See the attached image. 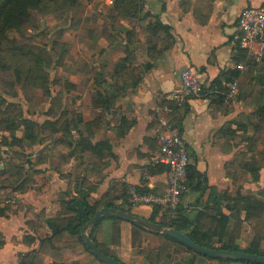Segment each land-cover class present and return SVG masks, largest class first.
Wrapping results in <instances>:
<instances>
[{"label": "crops", "instance_id": "crops-1", "mask_svg": "<svg viewBox=\"0 0 264 264\" xmlns=\"http://www.w3.org/2000/svg\"><path fill=\"white\" fill-rule=\"evenodd\" d=\"M96 2L106 6L101 5L105 8L101 30L74 34L72 70L60 69L59 85L54 80L50 95L41 94L47 107L40 117L28 115L35 112L30 111L34 93L26 99L18 89L15 97H7L21 105L26 119L42 124L69 117L74 128L52 137L39 133L35 143L28 144L32 149L25 161L12 155L17 147L0 145L4 153L0 178L16 186L15 176L4 173L10 163L23 166L20 181L27 180L22 192L2 187L0 193V206H10L0 217V264L29 263L35 258L40 264H95L86 253L92 254L67 233L46 241L52 234L49 221L70 215L67 202L79 198L81 188L88 190L90 205L111 204L148 223L150 218L163 219L165 227L160 228H171L175 213L131 207L127 202L131 188L159 193L166 185L167 168L153 160L159 150V118L180 128L189 163L204 182L202 188H188L181 196L178 207L184 216L206 230L215 225L219 211L229 218L224 242L246 248L260 241L259 250L264 252V218L261 228H253L234 201L252 194L264 202L263 145L251 141L254 131L247 126L256 106L239 96L263 87L264 46L240 49L233 40L240 10L264 5V0H138L137 15L126 18L118 16L113 4ZM185 69L197 76L202 91L177 104L167 96L179 90ZM233 80L239 93L234 101H227L226 84ZM59 92L62 111L49 115ZM79 133L83 143L75 144ZM249 164L257 172L244 170ZM104 216L85 233L121 264H241L207 259L168 241L158 230L160 235L156 234V229ZM213 244L219 241L214 239Z\"/></svg>", "mask_w": 264, "mask_h": 264}, {"label": "trees", "instance_id": "trees-1", "mask_svg": "<svg viewBox=\"0 0 264 264\" xmlns=\"http://www.w3.org/2000/svg\"><path fill=\"white\" fill-rule=\"evenodd\" d=\"M70 2H75V0H65ZM43 0H0V44L3 43V40L6 38V34L11 30H19L24 24L29 22L31 19V10L38 8L42 4ZM138 0H114L113 5L111 6L118 12V16L120 17H135L138 12ZM93 29L90 30V33H93ZM264 46V42L262 43ZM17 54L15 56L16 60L20 62L24 60L25 57L32 56L33 65L27 69L24 68L23 65L19 67H14L12 69V73L14 77L11 78V86L15 87L18 84L21 85L23 90H27L31 87V82H35L38 79L45 80L47 75L43 73V76L38 75L37 71H43L44 60L39 55V53H34L33 49L26 48V45L16 46ZM2 48H0L1 50ZM42 54H47L45 51H41ZM261 63L264 65V47H263V55L261 59ZM252 65L251 62L248 64ZM28 80V81H27ZM31 80V81H30ZM264 81V79H262ZM23 82V83H22ZM47 81L45 82V84ZM54 83L59 85V80L56 77ZM30 84V85H28ZM262 88L256 93H240L239 96H245V98H249L252 100L253 104L256 106V109L253 112L252 121L248 122L247 126L253 128V136L251 141L253 143H263V149L260 151V154H264V84L262 83ZM71 88H74L73 85H70ZM46 88V95H50L49 89L47 88V84L44 85ZM241 89V87H240ZM14 90L9 92H1L0 94V115H3V118H0V144L5 147L14 148L17 147L18 150L12 151V155L14 157L19 158V160L24 157L23 152H21V148L23 147V143L27 142L29 144L35 143L37 140L38 134L42 132V134L54 136L59 131L66 132L68 128H72V121L68 118H63V120H55L49 121L46 120L42 124H38L35 121L30 119H26L23 116V110L20 104L15 102H8L7 97L15 96ZM22 89V93L25 95L26 99H28L29 94L24 92ZM52 100L50 107L47 110V114L54 115L58 112L62 111L61 101L57 99V96ZM1 106H4L3 108ZM16 112V113H15ZM66 111L63 109V113ZM74 128V127H73ZM242 128L245 130L246 126L242 124ZM3 133H7L9 138L5 137ZM20 134V135H19ZM83 139L81 133H79L78 139L75 140V144H82ZM20 149V150H19ZM9 152L8 150H5ZM2 157L0 156V161ZM22 161V159L20 160ZM7 167V168H5ZM3 169L4 173L8 174V177H14L17 179L16 186H11L14 192H22L26 189L27 180L26 178L23 181H20L22 176L24 175L25 168L23 166H11V164H6ZM15 169V170H14ZM14 170V171H13ZM244 170L253 172L255 170L257 172L258 168H255L254 165H248L244 167ZM6 181H4L5 183ZM9 184V183H5ZM204 182L201 180V176H199L195 167L192 164L187 165V186L192 189H200L203 187ZM79 198H72L67 202V208L70 211V215L68 217H57L49 221V227L51 229V236L46 238V241L50 243L52 239H59L63 236L64 233H67L69 236L75 238L79 241L87 251H89L88 247H86L85 243L82 241L80 236L81 229L86 225V223L93 217L94 213L100 209L99 205H90L86 198L88 196V190H84L83 188L79 191ZM236 204V208L238 210L244 211V220L253 224V228H261L264 218V202L256 199L252 194H245L241 198H234ZM105 207L112 208L122 212H128L121 208L115 207L111 204H105ZM10 206L3 205L0 206V217L5 216L7 212H9ZM157 211V208H154V211ZM160 210V209H159ZM129 213V212H128ZM166 213V212H164ZM104 217H109L115 220H118L117 217L113 215H105ZM103 218V217H102ZM99 218L97 223L89 228L93 230V228L99 223L102 219ZM216 223L212 228L202 230L196 224L188 220L181 208H177L175 212V218L172 220L169 227L176 229L178 232L186 235L190 240L194 243L198 244L201 247L209 248V249H219V250H227V251H237L243 252L246 254H255L258 256H264V252L259 250L260 241L256 245H251L246 248H240L239 246L232 244L230 242L226 243L223 240L225 235L226 227L229 222V218L218 211L216 215ZM151 224H154L158 227H165L164 220H160L156 222L154 218H150L148 220ZM139 228H143L140 224L133 223ZM259 230V229H258ZM156 234L160 235V233L155 230ZM91 241L94 243L96 248L103 255L113 258L116 261H119L115 256L108 253L107 250L102 248L96 241L88 235ZM168 241L172 243H176L178 246H181L187 249L190 252H194L188 246L181 243L178 240H175L169 236H164ZM218 240L219 244L214 245L213 240ZM260 239V238H259ZM2 241L0 240V246L2 245ZM90 252V251H89ZM91 253V252H90ZM196 253V252H194ZM92 254V253H91ZM33 255V254H32ZM93 255V254H92ZM34 256H32L33 258ZM205 257V256H204ZM210 259L208 257H205ZM221 261L226 262H238L241 264H256L244 261H235L230 259H219ZM99 263L105 264L104 262ZM18 264H40L36 261V258L32 262L20 261ZM69 264H77V263H69ZM154 264V263H150Z\"/></svg>", "mask_w": 264, "mask_h": 264}, {"label": "rangeland", "instance_id": "rangeland-1", "mask_svg": "<svg viewBox=\"0 0 264 264\" xmlns=\"http://www.w3.org/2000/svg\"><path fill=\"white\" fill-rule=\"evenodd\" d=\"M101 5L106 8L103 2L97 3L96 0H75V2L65 0H43L38 8L31 10V19L29 22L24 24L19 30L8 31L3 43L1 42L0 44V48H2L0 50V94L1 92L11 93L13 89H15L14 94L17 93L18 89L22 92L21 89L23 90V88H21V85L18 84L15 87L10 85L11 78L14 77L12 69L14 67L20 68L21 65L27 69L32 67L33 61L32 56L25 57L21 62L16 60L15 56L18 51L16 46L26 45V48L33 49L34 53H39L44 60L43 71H37L38 73L36 74L43 76V73H45L47 78L45 80L38 79L35 82L32 81L31 87L23 91L29 95L33 93L36 95L32 102L33 108H30V111L35 112L33 114L29 113L28 115H30V118L33 116L36 117L35 119L39 118L42 110L47 107L45 99L41 96V94L43 96L46 95L47 89L44 88V85L47 84L49 92L53 91L55 86L53 81L58 76L57 73L60 69H62L64 73L66 72L65 69L68 67L72 70L71 65L74 64L76 60L74 54L76 52L74 48L76 47V41L72 39L74 34H92L90 33L91 29L95 30V32L101 30L99 28L102 24L103 10H105ZM112 32L114 34V31ZM42 50L47 54H42ZM67 62L70 64L67 65ZM46 81L47 83L45 84ZM7 100L8 102H13L10 98H7ZM1 107L3 108L4 106ZM3 117V115H0V118ZM24 144V148H21V151L25 152L23 153L24 157L21 158L22 161L26 160L25 157L29 156V151L32 149L28 148L29 143L25 142ZM36 154L39 155L40 152L38 151ZM0 156L4 158L2 149H0ZM5 163H9V161L6 160ZM4 181L5 179L0 178V188L2 191L5 187L8 189L11 187L9 184H5L10 183L9 181L5 183ZM4 184L6 186H3ZM5 197L10 198V193H6ZM2 199H4V196H2ZM83 248L85 247H82L81 244V249L86 252ZM86 254L89 258L88 260H91L95 264H102L98 262L99 260L94 255L90 256L88 253ZM88 262L89 261H85V263L81 264H90Z\"/></svg>", "mask_w": 264, "mask_h": 264}, {"label": "built area", "instance_id": "built-area-1", "mask_svg": "<svg viewBox=\"0 0 264 264\" xmlns=\"http://www.w3.org/2000/svg\"><path fill=\"white\" fill-rule=\"evenodd\" d=\"M112 5L114 0H105ZM237 31L233 36L235 45L240 49L251 50L255 44L264 42V5L247 6L240 10L237 21ZM262 54V47L257 55ZM225 99L234 101L238 96V86L235 80L226 84ZM202 85L190 69L180 74V88L167 96L169 100L182 104L186 99L198 97ZM161 131L158 135L159 150L154 157V163L167 168L166 185L159 193L142 192L131 188L128 191L127 202L131 207H147L160 209L174 214L180 203L181 196L187 191L188 153L181 130L171 124L166 118H159ZM2 192L0 188V193Z\"/></svg>", "mask_w": 264, "mask_h": 264}, {"label": "water", "instance_id": "water-1", "mask_svg": "<svg viewBox=\"0 0 264 264\" xmlns=\"http://www.w3.org/2000/svg\"><path fill=\"white\" fill-rule=\"evenodd\" d=\"M104 215H113L121 220L134 222V223H141L149 228H153L158 230L162 235L169 236L175 240L180 241L181 243L188 246L194 252L208 257L212 259H230L235 261H244L256 264H264V256H258L255 254H246L243 252L237 251H227V250H219V249H209L199 246L198 244L194 243L190 240L186 235L178 232L174 228H160L154 224H150L132 214L118 211L112 208H100L98 209L93 217L86 223V225L81 229L80 236L82 241L85 243L86 247H88L89 251L100 261L105 262L106 264H121L119 261L114 260L111 257L103 255L99 250L96 248L94 243L91 239L85 234L86 228L93 226L97 223L98 219Z\"/></svg>", "mask_w": 264, "mask_h": 264}]
</instances>
